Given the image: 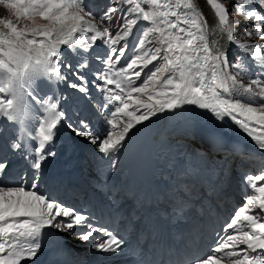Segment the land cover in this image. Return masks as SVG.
Wrapping results in <instances>:
<instances>
[{
    "label": "snow or ice",
    "instance_id": "snow-or-ice-1",
    "mask_svg": "<svg viewBox=\"0 0 264 264\" xmlns=\"http://www.w3.org/2000/svg\"><path fill=\"white\" fill-rule=\"evenodd\" d=\"M0 3L16 10L15 22L0 19V140L4 142L0 264H34L46 235L76 237L105 259L128 246L122 235L106 226L113 218L97 216L91 203L75 208L38 190L45 161L56 155L51 145L60 128L92 145L97 158L106 163L104 172L98 173L96 189L113 205L120 193L109 189L105 175L118 171L117 161L128 141L160 114L198 109L219 122L231 119L264 150V45L243 39H264V0H235V12L251 22L243 26L239 40L234 29L241 27V21L231 20L228 6L220 0H206L219 31L239 50L232 60L227 50L209 47L206 21L192 0H109L98 13L86 0ZM141 24L144 27L133 42L134 29ZM165 72L167 77L157 87L158 73ZM61 84L104 116L101 127L88 117L66 115L62 105L68 96L56 94L52 87ZM205 145L192 148V155L207 161L209 154L223 152L224 163L216 164L217 170H223L228 158L224 142L210 134ZM9 155L29 162L30 184L3 183L12 163ZM177 175L171 196L165 193V198L170 214L180 218L192 203L194 189L189 186L186 191L185 181ZM245 179L253 194L245 196L244 204L194 264H222L225 258L230 264H264V186L256 183L264 181V175ZM209 186L218 192L215 182L209 181Z\"/></svg>",
    "mask_w": 264,
    "mask_h": 264
},
{
    "label": "rangeland",
    "instance_id": "rangeland-1",
    "mask_svg": "<svg viewBox=\"0 0 264 264\" xmlns=\"http://www.w3.org/2000/svg\"><path fill=\"white\" fill-rule=\"evenodd\" d=\"M197 2H198V4L201 6V10L204 12L205 15H207V16H209L210 14L213 15V12H212V10L210 9L209 5L206 3V0H197ZM0 5L2 6V8L5 10V12H6L7 14H10V16H11L12 18L16 19V16H15V12H16V10H15V9H6V8L4 7V4H3V3H0ZM37 22H40V21H39V18H37ZM243 39H244L245 42H248V43H249V40H248L247 37H244ZM159 76H160V75H159ZM64 88L66 89V92H67V93H68V92H69V93H74L73 90H70V89L66 88L65 86H64ZM87 105H89V104L87 103ZM89 107H92V106L89 105Z\"/></svg>",
    "mask_w": 264,
    "mask_h": 264
},
{
    "label": "bare ground",
    "instance_id": "bare-ground-1",
    "mask_svg": "<svg viewBox=\"0 0 264 264\" xmlns=\"http://www.w3.org/2000/svg\"><path fill=\"white\" fill-rule=\"evenodd\" d=\"M192 1H193L194 5L198 8V6H197L195 0H192ZM164 79H165V77H164L163 75H161V79L159 80L158 85H159V83H162ZM203 112H204V111H203ZM187 114H191V118H190V119H192L193 116H195V117L198 116L199 119H202V118H203V117L201 116V111L196 110L195 112L188 111L186 114H181V115H179V116H178L179 121H181L182 119H184V118L186 117ZM207 116H208V115H207ZM160 127H161L160 125H158L157 127H155V128L151 131V134L153 135V134L159 133V132H160ZM166 127H167V126H166V120H164V121L162 122V127H161V128L164 130Z\"/></svg>",
    "mask_w": 264,
    "mask_h": 264
},
{
    "label": "trees",
    "instance_id": "trees-1",
    "mask_svg": "<svg viewBox=\"0 0 264 264\" xmlns=\"http://www.w3.org/2000/svg\"><path fill=\"white\" fill-rule=\"evenodd\" d=\"M0 19H12L14 22H15V20H16V19L12 18V17L10 16V14H7V13L5 12V10L2 8L1 5H0ZM0 29H2V28H0Z\"/></svg>",
    "mask_w": 264,
    "mask_h": 264
}]
</instances>
